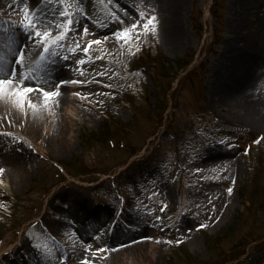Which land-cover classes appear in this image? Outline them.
<instances>
[{
	"label": "rangeland",
	"instance_id": "374dc122",
	"mask_svg": "<svg viewBox=\"0 0 264 264\" xmlns=\"http://www.w3.org/2000/svg\"><path fill=\"white\" fill-rule=\"evenodd\" d=\"M243 1L120 0L112 21L96 0H0V22L30 36L22 76L45 46L23 26L27 6L35 27L51 28L49 40L65 33L46 51L69 46L77 85L63 91L64 103L39 108L38 135L28 128L31 99L48 97L28 76L9 90L32 91L0 94V247L18 244L14 255L28 251V259L36 247V264H264V76L246 90L251 105L241 102L243 91L222 90L232 53L250 42L264 52V0L248 10ZM168 9L176 38L164 35ZM255 50L248 61L261 66ZM0 53L8 70L11 59ZM50 56L65 65L59 52ZM40 73L48 78L51 69L41 64ZM52 118L66 137L57 153L42 132ZM11 157L19 167L4 162ZM75 202L92 209L75 210ZM127 233L117 258L111 242Z\"/></svg>",
	"mask_w": 264,
	"mask_h": 264
},
{
	"label": "bare ground",
	"instance_id": "6f19581e",
	"mask_svg": "<svg viewBox=\"0 0 264 264\" xmlns=\"http://www.w3.org/2000/svg\"><path fill=\"white\" fill-rule=\"evenodd\" d=\"M257 4H258L257 3V0H244L243 1V8H244V10H248V8H250L251 5L252 6H257ZM261 17H262V27H260V29H259V38L262 39V44L264 45V14ZM175 20H176V17H175L174 10H169L168 9L167 10V19H165L163 21V26L166 27V30H169L170 29L171 23H173V22L175 23ZM165 21H166V24H165ZM2 28L5 31L6 35H7L9 33V31H10L9 30V27H2ZM166 30H164V35L166 37H168V35H169V38L170 37L176 38V34H171L172 31H175V26L171 28V31L169 30L170 32H168ZM16 34H18V33H16ZM253 44L254 43H252V42L247 43V44H244L241 47H239L240 49L245 48L243 52L239 51V53L237 55L235 53L234 54L233 53L231 54V56H235V59L234 60H231V61H228V67H230L232 65H234V67L232 68L231 72L228 73L227 80L224 83V86H222V90L225 89V92L226 91L233 92V91H236V90H237L236 92L243 91L244 94H243V98L241 99V102L244 103V104L250 103L249 105L252 104V102H251L252 99H249L251 97L249 96L250 94L247 93L246 90L252 87L253 81H251V80H253L254 77H258V79H259L262 76H264V72H262L263 70L261 69V68H263L262 66H264V59H263V61L261 63H257L258 65L261 64V66H256L255 63L250 64L249 61H248V59L250 58V54H251L250 52L252 50H255L253 48ZM255 51L258 53L259 49L255 50ZM260 53L264 56V52H262L260 50L259 51V55H260ZM255 66H256V68H255ZM253 68H255V69H253ZM250 75H253V77L248 80V77H250ZM240 81L241 82H244L243 84H246V86H244L242 84L241 86L239 85L237 87V84L240 83ZM10 85L11 84H6V87H8L7 88L8 90H6L5 92L7 94H11L12 93V91L9 90ZM49 86H50V84L47 83L46 88L49 87ZM66 86L67 85L63 86L62 88H59L58 91H57L58 92L57 95L49 96L46 99H42L40 97V94L39 95L36 94V98L34 97V98L31 99V103L32 104H30V107L31 108L29 109L30 110V114H29L30 118L28 119V123H29V127L28 128H29V131L33 135H38V130H39V127H40V121H39V117H40L39 111H40V109L39 108H41L44 105L47 108L48 107V104H51V103L53 104V106H56V105L59 106V104L64 103L68 99V95H66V93L63 92L66 89H68V87H66ZM12 95H13V93H12ZM16 97L17 96L15 95L12 101H15ZM0 102H1V100H0ZM16 105H17L16 103L12 102L11 110H12L13 113H15V111L18 110L16 108ZM33 105H34V107H33ZM43 123H46V124L45 125L42 124V132L45 131L44 134H48V132H50L49 135H48L49 142L52 143V147H53L52 148V151H55V153H57V150L59 148V145H62V143L64 142L63 138L66 139V137L63 136V135H61V136H58L57 135V131H56L54 125H53V123H54L53 118H52L51 121L45 120ZM47 123H49V125ZM60 128H62V127H60L58 125V129H60ZM62 130H63V128H62ZM1 153L4 154L5 151H1ZM18 153H19V151H17V155H18ZM11 154L14 155V153H11ZM24 154H25V152L22 151L21 154H20L21 155V158L22 157L23 158L26 157V155H24ZM5 158H8V156L5 157ZM16 158H18V156ZM16 158H12L11 157V158H9L8 160H6L4 162L6 164H9L10 166H13L12 169H15V168L19 167V164L16 162ZM1 162H3V161H1ZM8 173H9V171H7V169L4 168V174H6V176H7ZM14 175L16 176L15 179L18 180V182H20L21 181V178L23 177L22 176V173L20 171H14ZM73 207H74L75 210L83 211L84 213H86L87 211H90L92 209L85 202H75V204H74ZM84 215H86V214H84ZM85 219L83 220V222L85 221ZM119 220L121 222L124 221V219L122 218V216L119 217ZM142 239H140V240H142ZM150 247H151V245H150ZM110 249H112V251L115 253L114 256L116 255V257H117V255H119V253H121L122 251H124V247L120 246L118 243H111ZM9 250H11V248L6 249V251H9ZM143 251L149 252V251H151V249L145 247ZM116 252H117V254H116ZM145 255H148V254H145ZM118 257H120V256H118ZM145 257L146 256H144V255L142 256V258L144 260L146 259ZM128 258H131V256L128 257ZM12 264H14V263L12 262Z\"/></svg>",
	"mask_w": 264,
	"mask_h": 264
},
{
	"label": "snow or ice",
	"instance_id": "6c2138e0",
	"mask_svg": "<svg viewBox=\"0 0 264 264\" xmlns=\"http://www.w3.org/2000/svg\"><path fill=\"white\" fill-rule=\"evenodd\" d=\"M25 9H26L25 10V19H24V22H23V26L25 28H33L34 34L36 36H42L43 38H45L44 42H45V47L47 48L48 43H49L50 34H51V28H48L47 30L41 31L40 28L35 27V24L38 23L35 20V14L32 13L30 10H28L27 9V6H25ZM61 14L64 15V13H61ZM29 17H31V18H29ZM152 20L154 21L155 20V17H152ZM67 23H68V25H71L73 23V21L71 19H68ZM131 27L132 28H135L136 25H132ZM145 27L147 28V25H145ZM68 30H70V28ZM84 31H85V33H87V28H85ZM64 35H65V33H59L56 36V39H60ZM123 37H125V38L128 37V30L127 29L123 30ZM84 51L87 52L88 51V48H85ZM20 60H21V62L23 61V53L22 52L20 54ZM10 76H15V73L14 72L13 73H10ZM13 82L14 81L12 79H10V78L9 79H0V94H3L6 91V89L4 87L6 84H11ZM61 83H64V82L61 81ZM32 90L33 89H31V88H24L23 90H21V89H13L12 91H14L15 94L18 97H22L25 92L32 91ZM40 91L43 92V94H44L45 97L54 96V95H57L58 94V92H52V93H50V92L44 91L43 89H40ZM20 102L23 103V100L21 99ZM33 107H34V105H33ZM0 171H2V170H0ZM228 191L231 192L232 189L229 188ZM98 251H100V250H98Z\"/></svg>",
	"mask_w": 264,
	"mask_h": 264
}]
</instances>
